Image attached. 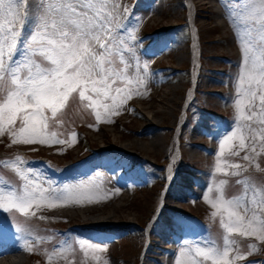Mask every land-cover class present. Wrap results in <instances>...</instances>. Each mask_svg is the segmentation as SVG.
I'll use <instances>...</instances> for the list:
<instances>
[{"label": "snow or ice", "instance_id": "6c2138e0", "mask_svg": "<svg viewBox=\"0 0 264 264\" xmlns=\"http://www.w3.org/2000/svg\"><path fill=\"white\" fill-rule=\"evenodd\" d=\"M29 2L0 0V134L7 132L12 143H64L55 132H48V113L55 119L74 94L88 108H103L106 112L115 109L117 96L126 89L114 85L119 82L129 87L133 83L142 86L147 66L139 79L128 76L131 62L125 53H133L131 42L136 38L129 31L130 42L124 41L125 24L119 20L111 0H35L31 8ZM222 3L241 44L242 63L234 100L236 127L221 141V152L233 140L239 141V149H245L248 141L255 152L256 142L264 145V0H233L231 4L222 0ZM109 100L111 104L101 102ZM95 114L99 121L100 112ZM243 159L248 161L251 157L245 155ZM3 163L26 182L20 192L0 187V209L5 212L15 209L27 214L33 204L47 203L51 207L57 201L80 202L83 196L69 186L43 188L42 174L25 167L27 162L20 157ZM228 167L233 169L231 175H239L238 170H243L240 164L218 162L216 172L228 175ZM43 182H48L47 178ZM225 183L219 182L218 197L212 207L226 213L227 222L221 219L226 233L242 232L264 240V189L238 180V184L244 185L243 194L225 199L222 194ZM245 201L252 206L245 207V212L251 211V217L236 210L244 207ZM212 243L206 241L204 245ZM229 244L227 234L222 251L197 242L192 264H199V258L211 264H232ZM80 246L83 249L85 244ZM87 247L104 251L98 244L89 243ZM177 264H181L179 259Z\"/></svg>", "mask_w": 264, "mask_h": 264}, {"label": "rangeland", "instance_id": "374dc122", "mask_svg": "<svg viewBox=\"0 0 264 264\" xmlns=\"http://www.w3.org/2000/svg\"><path fill=\"white\" fill-rule=\"evenodd\" d=\"M177 1L181 2L177 3ZM111 2L116 6L119 3V0H113ZM34 3L35 0H30V8ZM149 10H151V12H149V15L146 16ZM182 13L184 14L185 20L182 17ZM143 14H145L143 19L145 17L147 18L144 23L139 22L138 26H143L145 29H152L154 27L161 30L164 28L167 29L166 27H172L175 24L184 21H186V23H190L192 39L194 38L193 42L188 43L187 39L179 40L177 43H172L173 41H171L172 44H168L166 48L173 49H171L168 53L165 51L162 55L149 58L148 61H155L160 58L158 61L159 64L171 65L176 67L178 70H186V67H190V62L192 68L197 67V64L199 63V74L196 75V71L193 70V82L196 75L194 86L190 83L191 80L189 81L187 78L175 74L171 80L159 87H157L155 84H152L137 89L138 92L141 91V93L144 94V96H133L132 101L135 110L140 114V116H131L125 113L124 110L126 108L123 103L124 101H122V104L119 105L117 109H112L110 112L108 111L104 114L100 113L99 121L97 120L95 114L96 111L99 110L90 108V112L85 104L81 103L79 97L77 96L76 98V95L74 94L72 97H70L66 107L57 114L56 118L51 120L49 119V127L51 125H55L59 127V130L64 132V134H70L72 132V125L79 126L80 130L84 132V137L89 143L91 149H94V146H96L95 148L113 146L116 148L127 149L134 154L143 157V159H145L143 160L144 162H155L151 163L152 165L164 164L167 159V151L170 148L171 153L173 154L170 156L168 161V172L171 168L173 156L176 157V160H178L179 157L182 158L184 162L195 163L199 166H202L206 163L210 165L215 164L216 158L214 155L205 154L196 149V146L193 142L185 143L181 139L186 138L188 141L202 140V142H206L207 144L212 143V148L218 146V151L221 149V141L225 139L224 138L217 142L215 140H211L210 138H203L196 134L193 129L195 125L192 124L191 127L187 125L188 123L192 122V119L190 122H186L188 117H191L187 114L189 108L187 105L185 107L186 121H184L185 111L183 108V102L186 104L185 100L188 96V92L190 91V99L193 98L195 102H198L205 109L224 116L226 119H231L233 116H235L234 112L236 109L234 106V97L236 96L237 79L239 76L240 63L242 62V54L236 43L232 41L233 37L229 32V27L227 26L225 18H223L220 13L218 1L154 0L148 10L147 6H144ZM190 46L191 51L189 50ZM127 55L128 53H125V56ZM224 56L230 57L232 59L231 62L228 64H223V61L220 60V57ZM196 60H198L197 64L194 63ZM131 68L132 63L128 71H130ZM219 68L221 70L217 74L212 72V69ZM234 85H236V88L233 89ZM114 87L116 86L114 85ZM142 88H145V90ZM211 90H213V92ZM217 90H220V92ZM120 96H123L122 100L130 101V98L124 96V93ZM172 99L175 102L173 101L172 103ZM101 102H106L109 104V101ZM153 110L159 111L156 113H151ZM48 115L50 117L51 113H48ZM141 116L145 117V119H141ZM150 116H152L155 120H159V124L168 125L169 130L154 129L150 132L140 130L138 132L139 134H135L134 130L140 129L143 125L147 124V118ZM175 118L179 120V125L176 124V121H174ZM118 119H121L122 123L126 126L127 131L125 128L118 126V123L115 122ZM91 121H93V123H91ZM196 121H203L207 123L208 119L204 115L199 114L196 118ZM15 127L18 128L19 124L17 123ZM173 127L178 128L179 134L172 135L170 138V134L174 130ZM151 135H156L157 138H159L161 141V145H158L159 147L154 144H150L149 138ZM4 136L6 135L0 134V138ZM226 136L227 135L224 137ZM9 138V143L7 142V144L10 145L12 144V138L10 136ZM132 139L144 142L146 146L144 145L142 147H138V145L131 144ZM71 141L73 140L71 139ZM237 141L238 140L235 142L234 140L231 141L229 144H226L224 148H230L231 145H234ZM237 143L239 144V141ZM259 143L260 142H257L255 144V152L252 151L251 159L248 161L243 159L244 163L257 166L261 163H264V145ZM13 144L26 145L30 147L37 146L42 150L43 153H48L54 160L68 162L67 153L64 155L59 153L61 152L60 149L47 145L50 144V142L47 144H24L19 142ZM246 145L247 147L245 149L252 150V144L247 142ZM67 146L68 147L66 148L65 152L71 154L72 157L77 150V147H75L77 145L76 143L72 142ZM4 148L5 146H0V150ZM245 149H240L239 151V153L241 152L242 156L248 154ZM52 153L57 155H51ZM157 168L160 171L166 172L165 166L163 168L158 166ZM179 170L180 169L177 171ZM201 172L203 171H198L196 174L202 180V177L206 176H203ZM178 182L187 184L188 186L191 184L190 177L184 173L178 175ZM165 183L166 173L163 174L159 180L153 182L151 186L146 188H136L132 190L122 188L123 192H109L105 197L101 193V195H98L97 197L93 195L89 200H80V202L74 201L73 204L61 202L56 205L59 207L61 206L60 208L63 211L68 212V215H66L68 216V221L75 220L91 223L96 221V223L104 225H120L127 223L143 225L144 233H141L138 241H136L135 238L132 239L130 237L129 240L128 238L123 240L118 245V247L117 244L110 247L111 253L113 255L112 261L114 264H155L149 259L148 262H146L147 259H145V256H143L145 255V248H143V245L146 239L145 235L147 233V226L149 225L150 221L149 217L151 218L157 213L156 209L158 206H161L160 202H162L163 206L174 207L188 213H193L214 223L217 221L221 223L222 217L225 219V222H227L226 213H224L222 210H217L212 207V203L215 202L218 197L217 191H205L202 186L194 185V191L199 190L201 195L197 196L196 198L189 199L185 195L184 187L180 185H174L172 188L175 190H171L169 193L164 192L162 194V189ZM175 191H178L182 198L176 199L172 197ZM223 191L225 193L223 197L225 199H229L228 193L231 191L230 186L227 185ZM206 195L208 196L207 201L205 200ZM65 205H67V207ZM47 206L48 205L46 204V207ZM48 207L47 209L53 213L51 209L52 206ZM236 210L238 211V209ZM110 212L113 214H111L112 216L107 215ZM213 212H216L217 214L213 216ZM1 218L2 216H0V219ZM157 230L160 231L161 229L157 228L156 230L151 231L150 237L155 239L160 237ZM148 242H151V238ZM100 248H103L104 251H97L89 248L88 251L81 252L79 257H76L79 253L78 252L71 257H59L60 259L54 262H57L58 264H106V260L104 258L105 248L103 246H100ZM141 256H143V258L140 259ZM23 259L26 260L27 263L30 261L29 257H25ZM44 264L54 263H51L45 259ZM170 264H177V262L174 263L171 261Z\"/></svg>", "mask_w": 264, "mask_h": 264}, {"label": "bare ground", "instance_id": "6f19581e", "mask_svg": "<svg viewBox=\"0 0 264 264\" xmlns=\"http://www.w3.org/2000/svg\"><path fill=\"white\" fill-rule=\"evenodd\" d=\"M202 9V8H201ZM204 9V8H203ZM210 9V8H209ZM206 10V9H205ZM195 12V11H194ZM200 13V12H199ZM203 14V13H202ZM205 15V14H204ZM195 18H197V17H195ZM203 20V19H202ZM204 21V20H203ZM206 40V39H205ZM216 40V39H215ZM219 40V39H218ZM211 55V54H210ZM177 92V91H176ZM190 94H191V91L190 92H188V96L186 97V100H185V102H187L188 101V99H189V96H190ZM163 101V100H162ZM173 99H172V103H173ZM175 102V101H174ZM165 103H167V102H165ZM168 104H170V103H168ZM161 109V108H160ZM162 109H164V108H162ZM172 109V108H171ZM175 110V109H174ZM157 111H159V110H153L151 113H156ZM161 112V111H160ZM174 112V111H173ZM152 115V114H151ZM148 117V116H147ZM158 117V116H157ZM156 117V118H157ZM109 118V117H108ZM148 119V124L146 125V127H145V129H147V130H154V129H158V128H160V126L162 127V128H164V129H167V127H165V126H163V125H160L159 124V120H155V119H153V117L152 116H150L149 118H147ZM105 121V120H104ZM169 121V120H168ZM174 121H176V124H178V119L177 118H175V120ZM107 122V121H106ZM144 123V122H143ZM180 123V122H179ZM138 126V125H137ZM144 126V125H143ZM138 128V127H137ZM126 129V128H125ZM130 129V128H129ZM171 129V128H170ZM169 130V129H168ZM126 131H127V129H126ZM131 132H133V131H131ZM130 133V132H129ZM132 134H134V133H132ZM136 134V133H135ZM139 134V133H138ZM143 136V135H142ZM144 140V139H143ZM109 141V140H108ZM149 142H150V144H154V145H156V146H158V145H161V141L159 140V138H157V136L156 135H151V137L149 138ZM142 143V144H141ZM92 144V143H91ZM94 144V143H93ZM111 144V143H110ZM131 144H135V145H138V147L139 146H144L145 145V143L144 142H140V141H138V140H136V139H132L131 140ZM108 145V144H107ZM146 146V145H145ZM94 147H96V146H94ZM159 147V146H158ZM125 148V147H124ZM174 158H175V156H173L172 157V161H171V164H172V162L174 161ZM175 202V201H174ZM67 205H69V204H67ZM67 205H65L66 207H67ZM61 207V206H60ZM112 213L110 212L109 214H107V215H111ZM113 215V214H112ZM111 215V216H112ZM95 217V216H94ZM96 218V217H95ZM75 219V218H74ZM108 219V218H107ZM112 219V218H111ZM75 221V220H74ZM96 222V221H95ZM102 222V221H101ZM104 222H105V220H104ZM124 222V221H123ZM77 254V253H76ZM0 264H17V263H15V261L14 262H12V261H8V259H2V260H0Z\"/></svg>", "mask_w": 264, "mask_h": 264}]
</instances>
